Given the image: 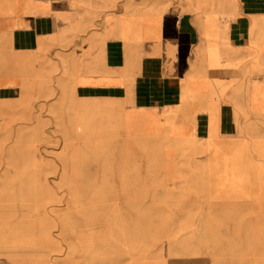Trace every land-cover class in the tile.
Wrapping results in <instances>:
<instances>
[{
	"label": "crops",
	"instance_id": "0c3cea01",
	"mask_svg": "<svg viewBox=\"0 0 264 264\" xmlns=\"http://www.w3.org/2000/svg\"><path fill=\"white\" fill-rule=\"evenodd\" d=\"M62 93L71 146L133 185L177 195L200 151L217 194L264 202V0H0L4 137L50 140Z\"/></svg>",
	"mask_w": 264,
	"mask_h": 264
},
{
	"label": "rangeland",
	"instance_id": "374dc122",
	"mask_svg": "<svg viewBox=\"0 0 264 264\" xmlns=\"http://www.w3.org/2000/svg\"><path fill=\"white\" fill-rule=\"evenodd\" d=\"M64 97L50 140L44 122L36 137L27 122L16 138L0 127V264H264V202L217 194L205 152L184 155L177 195L133 185L141 173L71 146Z\"/></svg>",
	"mask_w": 264,
	"mask_h": 264
}]
</instances>
